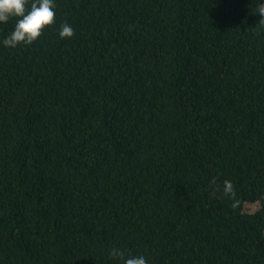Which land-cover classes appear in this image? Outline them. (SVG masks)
<instances>
[{"label":"trees","instance_id":"trees-1","mask_svg":"<svg viewBox=\"0 0 264 264\" xmlns=\"http://www.w3.org/2000/svg\"><path fill=\"white\" fill-rule=\"evenodd\" d=\"M56 6L0 45V264H264L259 0Z\"/></svg>","mask_w":264,"mask_h":264},{"label":"clouds","instance_id":"clouds-1","mask_svg":"<svg viewBox=\"0 0 264 264\" xmlns=\"http://www.w3.org/2000/svg\"><path fill=\"white\" fill-rule=\"evenodd\" d=\"M56 7V0H0V24L15 19L12 31L0 40V45L8 49L32 45L46 28L55 24ZM256 14L264 22V0H259ZM57 34L60 39H70L74 29L65 22L59 26ZM108 256L115 264H148L145 256L126 254L117 247L111 248Z\"/></svg>","mask_w":264,"mask_h":264}]
</instances>
